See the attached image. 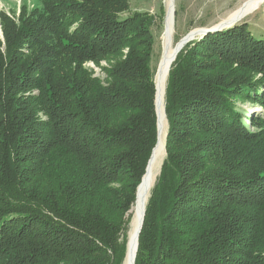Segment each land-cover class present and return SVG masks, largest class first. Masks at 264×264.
Returning a JSON list of instances; mask_svg holds the SVG:
<instances>
[{"label": "trees", "instance_id": "obj_1", "mask_svg": "<svg viewBox=\"0 0 264 264\" xmlns=\"http://www.w3.org/2000/svg\"><path fill=\"white\" fill-rule=\"evenodd\" d=\"M130 11L42 0L1 14L0 264L123 263L157 142L154 19ZM246 102L262 110L249 126ZM164 110L134 264H264V36L241 22L185 44Z\"/></svg>", "mask_w": 264, "mask_h": 264}, {"label": "rangeland", "instance_id": "obj_2", "mask_svg": "<svg viewBox=\"0 0 264 264\" xmlns=\"http://www.w3.org/2000/svg\"><path fill=\"white\" fill-rule=\"evenodd\" d=\"M128 1L131 9L130 13L134 11L148 12L154 19V26L152 28L154 45H153V54L151 59V67L156 74V70L158 69V65L162 57V48H163L162 38L164 34L165 21H166L165 15L167 11L166 2L165 0H128ZM245 1L246 0H173L174 22H173L172 39L174 46L178 44L179 41L182 40L189 33H192L197 30L212 29V27H216L222 24V22L226 20V17L232 12H234L238 7H240ZM33 8L35 9L38 8V10L42 11V0H0V48L2 51L4 50V39L1 29L2 28L1 14H6L7 16L10 17L13 16L15 18H18L22 9L25 10L26 12H29V10H32ZM125 16H128V14H126ZM241 22H247L249 24L250 30H252L254 36L256 37L264 36V1L257 9H255L253 12L249 13L248 15L244 16L236 24ZM205 35L197 34L191 41L202 38ZM205 56L200 57V59H203ZM207 56H208L207 61H211L212 59H210L211 58L210 55ZM217 62H219V60ZM84 67L93 70L95 77L101 79L104 78L100 68L95 67L92 63H86ZM155 74H154V81H155ZM238 105L244 111V124L248 122V126L250 125V121L248 118L250 113L259 114L262 112V110H260L261 108L255 105H251L248 102L243 104L240 103ZM39 117L42 120H45L43 114H39ZM167 129H168V123H167ZM130 211L132 213V209H130ZM130 211L128 214L130 218L127 225V235L131 221Z\"/></svg>", "mask_w": 264, "mask_h": 264}, {"label": "bare ground", "instance_id": "obj_3", "mask_svg": "<svg viewBox=\"0 0 264 264\" xmlns=\"http://www.w3.org/2000/svg\"><path fill=\"white\" fill-rule=\"evenodd\" d=\"M264 0H246L240 7H238L234 12L226 17L228 22L239 21L244 16L253 12L257 9ZM166 2V21L164 34L162 38V57L158 65V69L155 74V86L156 92V111H157V145L153 151L152 157L148 169L143 175L141 182L138 186L135 196V203L132 208L131 221L127 235L126 253L123 264H133L135 260V249L138 239V230L142 221L143 210L146 207L148 198L150 196L151 190L155 184V181L159 175L161 164L165 156V140L167 133V122L165 117V87L167 82V76L172 64L173 57L176 54V50L180 45L173 44V24H172V14L170 9V0H165ZM225 20V21H226ZM214 28V27H212ZM201 30L194 31L192 34L200 32ZM198 37V36H197ZM188 38H192L189 35ZM185 45H183L184 47ZM256 112V111H254Z\"/></svg>", "mask_w": 264, "mask_h": 264}, {"label": "water", "instance_id": "obj_4", "mask_svg": "<svg viewBox=\"0 0 264 264\" xmlns=\"http://www.w3.org/2000/svg\"><path fill=\"white\" fill-rule=\"evenodd\" d=\"M170 9H171V14H172V24L174 22V4H173V0H170ZM166 14H167V11H166ZM165 18H166V15H165ZM238 21H233V22H228V21H224L222 22V24L212 28V29H204V30H201L200 32L196 33L199 34V35H205L207 33H214V32H219V31H222L223 29H228V28H231L232 26H234ZM193 33V32H192ZM192 33H189L188 35H186L182 40L179 41V43L177 45H180V47L176 50V54L175 56L173 57V60H172V63L174 62L177 54L179 53V51L183 48V45L187 44L188 42H190L191 40H193V38L196 36L195 34H192ZM189 35H192V38H188L186 40V38L189 36ZM155 83V81H154ZM155 91H156V86H155ZM155 113H156V124H157V111H156V92H155ZM157 134H158V126H157ZM166 137H167V133H166ZM156 145H157V142H156ZM155 145V147H156ZM154 147V149H155ZM154 149L152 150V153H151V156H150V159L152 157V154H153V151ZM150 159L148 161V164H147V167H146V170L148 169V166H149V163H150ZM145 170V172H146ZM138 189V187H137ZM144 213H145V209L143 210V214H142V221H141V224L139 226V230H138V236H139V233H140V230H141V227H142V223H143V218H144ZM137 245H138V239H137V243H136V249H135V256H136V251H137ZM135 261V260H134ZM134 264V262H133Z\"/></svg>", "mask_w": 264, "mask_h": 264}]
</instances>
